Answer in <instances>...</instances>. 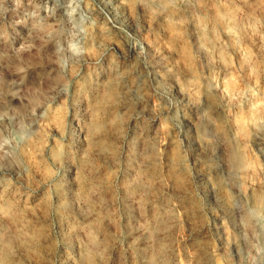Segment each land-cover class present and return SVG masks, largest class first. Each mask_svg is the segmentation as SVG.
<instances>
[{
	"label": "rangeland",
	"instance_id": "374dc122",
	"mask_svg": "<svg viewBox=\"0 0 264 264\" xmlns=\"http://www.w3.org/2000/svg\"><path fill=\"white\" fill-rule=\"evenodd\" d=\"M0 264H264V0H0Z\"/></svg>",
	"mask_w": 264,
	"mask_h": 264
},
{
	"label": "bare ground",
	"instance_id": "6f19581e",
	"mask_svg": "<svg viewBox=\"0 0 264 264\" xmlns=\"http://www.w3.org/2000/svg\"><path fill=\"white\" fill-rule=\"evenodd\" d=\"M259 198V197H258ZM260 202H261V199L259 198V199H257V201H256V206H255V208L252 210V212H251V216H255L256 214H257V208L259 207V205H260ZM259 209V208H258Z\"/></svg>",
	"mask_w": 264,
	"mask_h": 264
}]
</instances>
